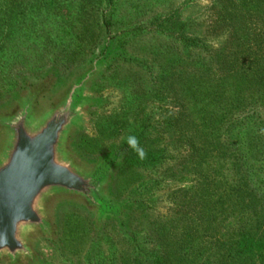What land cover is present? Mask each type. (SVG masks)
<instances>
[{"label": "rangeland", "instance_id": "1", "mask_svg": "<svg viewBox=\"0 0 264 264\" xmlns=\"http://www.w3.org/2000/svg\"><path fill=\"white\" fill-rule=\"evenodd\" d=\"M102 2L0 0V160L9 144V134L3 126L6 120L27 105L30 123L37 126L77 85H81L77 92L83 103L79 118L68 129L62 146L63 159L74 169L93 174L97 159L107 155L110 147H117L130 127L137 129L145 122L149 127L140 143L145 153L159 151L164 145L176 152L183 150L180 123L177 130L168 129L166 120L170 115L176 117L186 104L190 109L189 128L195 129L198 107L190 95L197 92L199 97V92L197 88H192L191 93L187 91L195 80V69L187 68L193 64L191 58L184 63L177 37L181 32L186 36L204 33L219 8L212 6V0H114L108 10ZM241 4L243 7L238 8L233 22L239 35L246 23L252 27L253 20L257 24L264 21L263 0ZM104 16H111L109 27L102 23ZM179 24L187 28L178 29ZM105 44L110 46L111 53L106 63L96 66ZM124 56L128 61L118 64ZM166 73L171 93L162 85V74ZM43 77L50 79L34 90L23 91L24 80L40 84ZM151 78L153 84H148ZM181 92L189 96L184 97ZM186 136H195L194 131ZM207 138L202 133L201 140ZM215 161L208 160L209 168ZM219 162L215 170L224 166ZM224 167L219 169L221 173H216L218 178L228 176L227 164ZM171 169L162 175L164 180L147 205L153 207L149 210L153 215L147 213L142 217L133 213L136 209L130 210L128 229L124 231L119 230L112 217L102 215L103 211L99 214L96 207L82 198L64 193L48 195L39 205L46 230L27 228L22 232L29 255H20L15 260L2 255L0 264H133L127 241L134 230L142 238L139 243L146 241L149 248L158 240L163 248L180 251L183 242L192 240L202 252H211L214 247L209 241L215 231L231 235L249 213L244 206H238L228 219L217 218L211 227L207 218L201 229L194 230L197 222L193 213L199 201L195 200L191 210L189 199L181 209L172 210L174 204L167 196L183 189H188L190 196L194 194L197 175L192 170ZM148 174L134 172L120 163L103 180L101 200L126 202L135 198L136 187L153 178ZM211 190L212 186L208 194L205 192V201L211 198L208 196ZM141 193L144 195V191ZM207 204L205 213L209 210ZM156 223L163 229H158ZM184 230L189 231L187 236L183 235ZM175 263L185 264L182 260Z\"/></svg>", "mask_w": 264, "mask_h": 264}, {"label": "trees", "instance_id": "2", "mask_svg": "<svg viewBox=\"0 0 264 264\" xmlns=\"http://www.w3.org/2000/svg\"><path fill=\"white\" fill-rule=\"evenodd\" d=\"M212 1V6L219 8V11L204 33L186 36L181 32L177 37L184 63L191 58L193 64L187 68L195 69L194 85L191 84L187 91L191 93L192 88H197L199 92V97L196 96L197 92L190 95L191 98L194 97L195 107H198V110L195 108L196 128H189L190 109L184 104L176 117L171 118L170 115L166 120L168 129H176L180 123L178 131L183 141L180 145L183 150L176 152L172 147L164 145L159 151L145 153V157L140 159L127 145L126 137L134 135L141 143L149 126L145 122L137 129L130 127L127 136L117 147H110L107 155L97 159L94 174L98 180L103 181L105 177L108 178L110 170L121 163L134 172L149 173L153 178L136 187L135 193L138 194L135 198L126 202L103 203L100 200L96 209L99 214L103 211L102 215L112 217L120 231L127 230L130 210L136 209L133 213L143 215L142 217H146L147 213L153 215L149 212L153 207L148 208L147 205L153 200V193L157 192L158 185L163 182L162 175L176 167L192 170L193 175L198 178L196 187L192 188L195 192L191 196L188 189L167 196L174 204L172 210L187 205L185 201L188 199L191 210L196 205L195 200L199 201L198 209L193 213L197 222L194 230L201 229L207 218L206 222L211 227L218 221L217 218L228 219L231 211L238 206H244L249 214L241 220L240 228L231 235L224 236L215 231L211 236L212 241H209L214 249L209 253L202 252L197 244L193 245L192 240L183 242L180 251H169L163 248L160 241L151 238L154 246L149 248L146 247V241L139 243L142 238L134 230L127 241L130 244L129 260L133 264H176L177 260H182L185 264H264V21L257 24L253 20L252 27L246 23L239 35L233 27L238 8L243 2L252 4L256 0ZM113 2L114 0H103L102 5L109 10L114 5ZM102 21L109 27L111 16H104ZM178 27L187 28L184 24H179ZM109 53L110 46L105 44L97 56L96 66L106 63ZM125 58L126 56L118 64L127 62ZM162 76L163 88L169 93L170 90L173 92L167 84V73ZM47 79L50 78L43 77L40 84L24 80L23 91L34 90ZM152 80L153 78L148 84H153ZM186 93L181 92V95L188 97L189 94ZM13 97L17 99L18 96ZM205 102L208 104H201ZM193 131L195 136H186V133ZM202 133L209 138L202 141ZM211 158L216 161L209 168L208 160L211 161ZM219 160L224 166L227 164V177L223 175L218 178L216 175L221 173L219 169L225 168L221 165L215 170ZM211 186L212 190L208 195L211 198L207 197V202L203 197L206 191L208 194ZM198 191L201 192L200 195ZM148 193L149 197H146ZM207 203L209 210L205 213ZM158 216L157 214L155 219ZM159 224L156 223V227L161 225ZM158 229L163 228L160 226ZM188 234L189 231L184 230L183 235ZM160 237L161 234H158V238Z\"/></svg>", "mask_w": 264, "mask_h": 264}, {"label": "water", "instance_id": "3", "mask_svg": "<svg viewBox=\"0 0 264 264\" xmlns=\"http://www.w3.org/2000/svg\"><path fill=\"white\" fill-rule=\"evenodd\" d=\"M78 87L37 126L30 123L27 105L3 124L9 144L0 160V256L15 260L29 255L22 232L46 230L39 205L48 195L64 193L99 206L103 181L74 169L62 157L64 137L83 103Z\"/></svg>", "mask_w": 264, "mask_h": 264}, {"label": "clouds", "instance_id": "4", "mask_svg": "<svg viewBox=\"0 0 264 264\" xmlns=\"http://www.w3.org/2000/svg\"><path fill=\"white\" fill-rule=\"evenodd\" d=\"M126 143L129 148L136 152L138 158L143 159L145 157V151L143 147L140 146V142L136 136L129 135L128 137H126Z\"/></svg>", "mask_w": 264, "mask_h": 264}]
</instances>
